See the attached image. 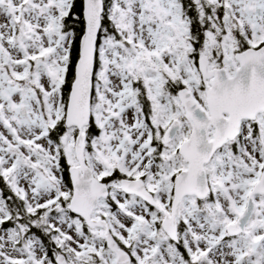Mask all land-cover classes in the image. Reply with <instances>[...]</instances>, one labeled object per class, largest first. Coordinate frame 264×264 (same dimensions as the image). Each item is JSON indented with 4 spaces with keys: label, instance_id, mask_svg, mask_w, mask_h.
I'll return each mask as SVG.
<instances>
[{
    "label": "snow or ice",
    "instance_id": "6c2138e0",
    "mask_svg": "<svg viewBox=\"0 0 264 264\" xmlns=\"http://www.w3.org/2000/svg\"><path fill=\"white\" fill-rule=\"evenodd\" d=\"M0 264H264V0H0Z\"/></svg>",
    "mask_w": 264,
    "mask_h": 264
}]
</instances>
